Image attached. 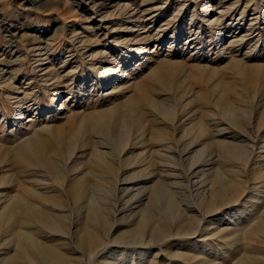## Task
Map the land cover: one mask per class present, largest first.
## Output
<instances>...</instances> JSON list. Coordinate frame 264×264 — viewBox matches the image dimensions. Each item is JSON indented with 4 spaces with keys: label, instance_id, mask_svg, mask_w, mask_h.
Returning a JSON list of instances; mask_svg holds the SVG:
<instances>
[{
    "label": "rangeland",
    "instance_id": "374dc122",
    "mask_svg": "<svg viewBox=\"0 0 264 264\" xmlns=\"http://www.w3.org/2000/svg\"><path fill=\"white\" fill-rule=\"evenodd\" d=\"M0 197V264H264V0H0Z\"/></svg>",
    "mask_w": 264,
    "mask_h": 264
},
{
    "label": "bare ground",
    "instance_id": "6f19581e",
    "mask_svg": "<svg viewBox=\"0 0 264 264\" xmlns=\"http://www.w3.org/2000/svg\"><path fill=\"white\" fill-rule=\"evenodd\" d=\"M226 11H229V9H226ZM222 13V12H221ZM226 15V14H225ZM229 15H230V12H229V14L227 15V17L226 18H229ZM241 16H240V18H234V20L232 19V20H230V19H228L226 22H229L230 21V24L229 25H233L234 23H237V24H239V23H241L242 21H243V17L244 16H242V14H240ZM222 17V15H220V16H218L217 18H215L213 21H211L212 22V24H214V25H216L217 27H216V35L217 36H221V34L219 33V30H218V28H219V26H220V18ZM223 22H225V21H223ZM225 22V23H226ZM223 24V23H222ZM224 26V25H223ZM222 26V27H223ZM231 27V26H230ZM236 27V26H235ZM227 30V29H226ZM218 31V32H217ZM248 38V37H247ZM244 40V38H240L238 41H239V45H240V43H242V41ZM238 44V43H237ZM60 94V93H59ZM146 99H148V98H146ZM144 101H145V104L146 105H148V103L150 104H152L153 105V107L156 109V110H160V108H158L157 109V107H158V102L156 103L155 101H151V100H145V98H144ZM144 101H143V105H144ZM134 102V101H133ZM128 104H129V101H128ZM135 104H137L136 102L133 104L132 103V101H130V106L131 105H133V106H135ZM157 105V106H156ZM137 106V105H136ZM20 112H22V107L20 106ZM225 108V107H224ZM127 109L129 110L130 108H128L127 107ZM133 109V108H132ZM135 113H136V111L138 112L139 111V109H138V107H135ZM142 109V108H141ZM18 110H19V108H18ZM152 110V109H151ZM140 112V111H139ZM234 113V110H233V108H232V106L231 105H228V107H226L225 109H224V114H233ZM113 114V113H112ZM112 114H111V116H112ZM137 114V113H136ZM140 114V113H139ZM19 115H22V113H20ZM121 115H123V114H121ZM120 115V116H121ZM141 115V114H140ZM140 115H136L135 116V114H134V118L136 119V118H138V117H140ZM119 116V117H120ZM127 116H128V114L126 115L125 114V116H124V118L126 117L127 118ZM130 116H131V113H130ZM125 118V119H126ZM133 118V119H134ZM122 119H123V117H122ZM139 119V118H138ZM18 120V119H17ZM126 122H127V120H125ZM126 122H124V119H123V124L125 125V124H127L128 125V123H126ZM126 125V126H127ZM130 126V125H129ZM146 132V131H145ZM59 139V138H58ZM59 141H61V140H59ZM58 141V142H59ZM29 145H30V143H29ZM35 145H37V144H35ZM28 146V145H27ZM32 146H34V145H32ZM40 146V145H39ZM43 146V145H42ZM225 146V145H224ZM34 147H36V146H34ZM37 147H38V145H37ZM228 147V146H227ZM40 148L41 147H39V150H40ZM223 148H225V147H223ZM34 149V148H33ZM42 149V148H41ZM226 149V148H225ZM234 149H237V147H235ZM30 150V149H29ZM38 150V151H39ZM43 150V149H42ZM25 151V150H24ZM35 151H37L36 150V148H35ZM126 151V150H125ZM227 151V149L225 150V153H227L226 152ZM32 152H34L33 150H32ZM41 152H43L44 153V151H41ZM46 152V151H45ZM21 153H23V151L21 152ZM28 153V152H27ZM29 153H30V151H29ZM225 153H223V154H225ZM96 154H98V153H96ZM32 154H30V156H31ZM34 155H36L35 154V152H34ZM38 156H40L39 154H37ZM36 155V156H37ZM43 155V154H42ZM227 155H228V153H227ZM226 155V156H227ZM102 156H103V154H101V158H102ZM233 156H234V154H233ZM241 156V155H240ZM23 157V156H22ZM35 157V156H34ZM33 157V158H34ZM97 157V156H96ZM104 158V157H103ZM29 159H31V158H29ZM100 159V158H99ZM41 160V159H40ZM49 160V159H48ZM35 161H37V159L35 160ZM42 161V160H41ZM97 161H99V160H97ZM44 162V161H43ZM101 162V161H100ZM37 165V164H36ZM45 167H46V165H45ZM109 167V166H108ZM112 173V172H111ZM83 187L84 186H80L78 189H77V191H78V195H77V197H76V199L77 200H80V197L83 195V193H84V189H83ZM85 188H86V186H85ZM88 189V188H87ZM202 192V191H201ZM243 193V192H242ZM239 196V195H238ZM24 197V196H23ZM23 197H21V196H16V199L14 200V201H12V200H10V201H12V203L10 204V205H8V207H7V205H6V207H7V209L6 210H8L9 212H10V214L12 213V214H15V212L17 211V209H24V211H26V210H29V212H33L34 213V210H33V207H31L29 204H28V202H27V200H26V198H23ZM1 198V197H0ZM215 198V197H214ZM11 199V198H10ZM48 200V199H47ZM29 201V200H28ZM9 202V201H8ZM48 202V201H47ZM30 203V202H29ZM50 203H52V202H50ZM49 203V204H50ZM57 203V202H56ZM89 203V202H88ZM32 204H35V203H32ZM54 204V203H53ZM46 205V204H45ZM38 206V205H37ZM56 206V205H55ZM40 207H41V205H40ZM60 207V206H59ZM20 209H19V211H20ZM41 209V208H40ZM55 209H56V207H55ZM36 210V209H35ZM57 210H58V208H57ZM23 211V210H22ZM21 211V212H22ZM49 211V210H48ZM47 210H44V211H42L41 210V212L42 213H40L39 211L38 212H35L34 213V216H38L37 215V213H39V217L38 218H35V219H39L40 221L38 222V223H40V225L42 224V227H44V228H42V230L43 229H49L50 230V228L48 227V225L47 224H49L50 225V223H51V221L53 220V214H51L50 212H48ZM20 212V213H21ZM23 213V212H22ZM7 214H9V213H7ZM9 214V215H10ZM11 214V215H12ZM8 215V216H9ZM21 215V214H20ZM28 215H29V213H28ZM4 216L5 215H1L0 214V225L3 223V222H5V218H4ZM14 216V215H13ZM22 216V215H21ZM30 216V215H29ZM61 216V219H62V215H60ZM59 216V217H60ZM234 216V215H233ZM31 217V216H30ZM239 217V216H238ZM13 218V217H12ZM17 218V217H16ZM232 218V217H231ZM11 219V218H10ZM31 219V218H30ZM34 219V220H35ZM55 219H57V218H54V220ZM237 219V217H234V220H236ZM54 220H53V222H54ZM7 221V220H6ZM18 225L19 224H21V222L17 219V220H14ZM31 221H32V219H31ZM62 221H63V219H62ZM65 221V220H64ZM239 221H241V220H239ZM10 221H8V223H9ZM56 223H57V221H55ZM61 222V221H60ZM55 223V224H56ZM62 223V222H61ZM65 223V222H64ZM239 223V222H238ZM58 224V223H57ZM8 225H10V224H8ZM59 225V224H58ZM56 226V225H55ZM30 227V226H29ZM62 227V226H61ZM63 227H65V226H63ZM261 227V225H257V228H260ZM2 228V227H1ZM59 228V227H58ZM56 229L55 227H53V230L54 231H56L57 233L59 232V234H61V232H62V230H61V232L60 231H58V230H60V229ZM4 229V228H3ZM20 231L18 232L19 233V235L20 236H22V238H24L26 241H30V243L32 242V243H34L36 246L38 245V243L37 242H34V238H33V236L32 235H30V233L28 232V233H26V232H24V234L23 233H20L21 231H23L22 230V228H20L19 229ZM63 230H65V228H63ZM158 230V229H157ZM25 231V230H24ZM45 231V230H44ZM68 231V230H67ZM155 231V230H154ZM63 233V232H62ZM81 233V232H80ZM79 233V234H80ZM154 233V232H153ZM56 234V233H55ZM155 234H157V232L156 233H154V235L152 236L153 238H156L157 236H158V234L157 235H155ZM161 234V233H160ZM160 234H159V237H160ZM77 235H78V233H77ZM96 236V235H95ZM156 236V237H155ZM4 237V236H3ZM6 237H7V235H6ZM13 237V236H12ZM11 237V238H12ZM78 237V236H77ZM8 238H9V235H8ZM21 238V237H20ZM79 238V237H78ZM167 239H169V238H166V240ZM2 240V239H1ZM21 240V239H20ZM9 241V240H8ZM79 241V240H78ZM4 242V241H3ZM99 242V240L97 239V236L96 237H94L92 234H89L88 232H86V233H82V235H80V243L79 244H81L80 246H81V249L83 248L84 250H85V252L91 257V259H92V261H94V260H97V258L99 257L98 255H97V253H98V250L100 249V247H98L99 246V244L100 243H98ZM5 243V242H4ZM19 243V242H18ZM0 244H3V243H1L0 242ZM21 244H23V243H21ZM7 245V244H6ZM16 245V244H15ZM19 245V244H18ZM2 246V245H1ZM20 246V245H19ZM35 246V247H36ZM157 246V245H156ZM40 247V246H39ZM21 249V248H20ZM23 249V248H22ZM32 249V248H31ZM106 247H105V251H104V254H103V256L102 257H104L106 254H108V251H106ZM18 250V249H17ZM51 250V249H50ZM104 250V249H103ZM102 250V251H103ZM24 251V250H23ZM33 251V250H32ZM17 252V251H16ZM22 252V251H21ZM25 252V251H24ZM50 252V251H49ZM48 251H43V252H41L40 253V262L38 263V264H40L41 262L43 263V264H53V262L51 261V258H50V256L52 255L54 258H56V260L58 261H60V259H63L64 258V256L60 253V251H57V250H54V249H52V251L49 253ZM135 252V251H134ZM37 253V252H36ZM19 254H20V251H19ZM38 256H39V254H37ZM132 256H134L135 254L134 253H132L131 254ZM18 256V253H16V254H14V255H12L8 260H10V262H11V260H17L18 258H16ZM183 256V255H182ZM29 257V256H28ZM66 257V256H65ZM7 258V257H6ZM16 258V259H15ZM67 258V257H66ZM19 259H21V258H19ZM23 259H25L24 257H23ZM27 259V258H26ZM29 259V258H28ZM32 259H33V256H32ZM203 259V258H202ZM29 261H31L30 259H29ZM28 261V262H29ZM5 262H6V260H5ZM33 262H36V259H34V260H32V264H33ZM66 262V261H65ZM67 262H68V260H67ZM71 262V261H70ZM69 262V264H73L72 262L70 263ZM104 262V261H103ZM60 263V262H59ZM64 263V262H63ZM62 263V264H63ZM95 264V263H94ZM241 264H247V262H243V263H241Z\"/></svg>",
    "mask_w": 264,
    "mask_h": 264
}]
</instances>
